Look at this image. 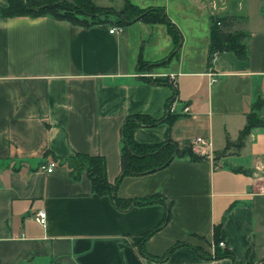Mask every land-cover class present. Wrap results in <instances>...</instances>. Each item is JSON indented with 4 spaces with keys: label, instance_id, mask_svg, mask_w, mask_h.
<instances>
[{
    "label": "crops",
    "instance_id": "crops-1",
    "mask_svg": "<svg viewBox=\"0 0 264 264\" xmlns=\"http://www.w3.org/2000/svg\"><path fill=\"white\" fill-rule=\"evenodd\" d=\"M91 2L125 8L123 0ZM130 2L163 9L180 34L172 57L165 58L173 43L163 23L81 27L49 16L0 17V264H233L195 250L213 255L215 225L236 262L264 258V128L220 154L225 135L234 141L253 102L264 101V0ZM222 15L245 18L246 57L220 52L206 66L209 20ZM138 60L152 66L138 70ZM166 103L172 122L134 127L133 141L171 140L201 158L174 157L122 176L115 188L121 199L160 195L169 214L158 226L164 201L118 209L91 192L83 171L74 180L59 161L100 155L113 183L124 117L160 119ZM256 115L264 120V106ZM195 136L209 146L191 145ZM49 162L46 172L41 166ZM38 209L43 225L33 219ZM155 227L141 245L145 253L162 257L180 244L160 261L138 248Z\"/></svg>",
    "mask_w": 264,
    "mask_h": 264
},
{
    "label": "trees",
    "instance_id": "trees-1",
    "mask_svg": "<svg viewBox=\"0 0 264 264\" xmlns=\"http://www.w3.org/2000/svg\"><path fill=\"white\" fill-rule=\"evenodd\" d=\"M125 8L123 11H115L108 7H99L94 5L91 0H6V4L0 7V17L12 16H49L58 20H65L73 25L81 27H90L94 24L106 23L109 26H124L132 21L141 20L147 23H163L167 34L171 37L173 48L165 58L172 57L180 41V34L175 26L168 20L163 9L158 6L139 8L132 4L130 0H123ZM244 17L236 15H222L211 17L209 20L208 44L205 56V65L209 66L213 56L216 53L229 51L238 59L246 57V46L244 39L247 33L240 28ZM140 65H147L140 60ZM172 86V85H171ZM175 89L173 87V94ZM264 106V101L256 99L250 110L245 114V123L238 131L234 141H231L227 135L224 137V146L220 154L227 149H239L243 145V140L249 131L254 127H263L264 120L256 115V111ZM176 117L170 113L166 103L165 114L160 119H152L146 115H127L124 117L120 127V147H119V166L120 170L113 183H109L105 174L104 159L100 155H90L85 153H74L73 155L61 159L59 162L67 168V174L76 180L80 172H84L90 185V190L98 196H108L112 204L118 209H124L132 205H144L153 202H163L164 199L158 194L136 198L121 199L115 195V188L120 178L124 175L144 174L159 169L168 164L174 157H187L189 160H197L200 155L195 154L190 147L179 149L171 140H165L158 144H137L132 139V129L137 126H154L159 122H166L168 125ZM165 202V201H164ZM168 203L165 202V215L158 225L163 224L168 218ZM157 227L144 233L138 242V248L141 255L160 261L170 250L180 245H172L162 257L151 256L145 253L141 245L144 240ZM213 255L209 256L195 249L197 253L207 258L231 259L233 264H242L236 262L232 253L225 248L219 249L218 241L222 240L219 235V225L213 227ZM249 264V263H245Z\"/></svg>",
    "mask_w": 264,
    "mask_h": 264
},
{
    "label": "built area",
    "instance_id": "built-area-1",
    "mask_svg": "<svg viewBox=\"0 0 264 264\" xmlns=\"http://www.w3.org/2000/svg\"><path fill=\"white\" fill-rule=\"evenodd\" d=\"M119 29H120V27H111V28H109L108 31L111 33L112 31L119 30ZM144 75L145 76H149L148 73H145ZM171 77H172V75H171ZM210 80L214 81V78L212 77ZM168 109L170 111L171 107L168 106ZM190 144L191 145H195V146H197L199 148H202V147L205 148V147L209 146V142L202 136L193 137L191 139V141H190ZM53 167H54V162H49L46 165H42L41 166V168L44 171H46V172H50ZM262 192L264 193V187L262 188ZM33 219L38 224L43 225L44 221H45V213H44L43 209H38L37 211H35L34 214H33ZM218 246L219 247H223L224 246V242L222 240L218 241Z\"/></svg>",
    "mask_w": 264,
    "mask_h": 264
},
{
    "label": "rangeland",
    "instance_id": "rangeland-1",
    "mask_svg": "<svg viewBox=\"0 0 264 264\" xmlns=\"http://www.w3.org/2000/svg\"><path fill=\"white\" fill-rule=\"evenodd\" d=\"M200 22H201L200 20L196 21L197 26L200 25ZM144 68H145V65H140L139 67L137 65L138 70H143ZM257 264H264V258L261 259L260 261H257Z\"/></svg>",
    "mask_w": 264,
    "mask_h": 264
}]
</instances>
